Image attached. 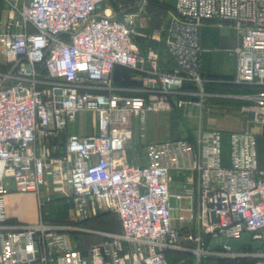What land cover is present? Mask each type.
Wrapping results in <instances>:
<instances>
[{
  "label": "built area",
  "instance_id": "obj_1",
  "mask_svg": "<svg viewBox=\"0 0 264 264\" xmlns=\"http://www.w3.org/2000/svg\"><path fill=\"white\" fill-rule=\"evenodd\" d=\"M107 1L7 0L11 14L0 34L9 67L0 79V264H171L167 253L190 243L197 245L199 258H253L264 264V249L234 254L204 247L207 237L239 239L245 232L264 243L257 133L231 135L228 163L222 133L202 128L196 145L186 137L148 143L146 166L129 163L126 154L133 117L144 123L149 113L184 110L192 116L191 109L203 107L208 94L201 33L208 22L234 30L233 81L255 89L244 111L264 128V0H175L165 39L175 63L170 72L163 70L159 50H143L140 40L149 37L134 17L104 7ZM118 66L140 75L145 95L117 93ZM82 113L96 114L98 133L69 132ZM187 168L196 177L193 187L173 194L171 172ZM49 181L72 204V221L113 213L121 231L99 232L103 240L84 254L71 246V227L42 218L4 225L7 195L41 200ZM173 198L189 202L179 209L190 211L180 217L193 223L190 230L174 226Z\"/></svg>",
  "mask_w": 264,
  "mask_h": 264
},
{
  "label": "crops",
  "instance_id": "obj_2",
  "mask_svg": "<svg viewBox=\"0 0 264 264\" xmlns=\"http://www.w3.org/2000/svg\"><path fill=\"white\" fill-rule=\"evenodd\" d=\"M106 7L109 8L107 5ZM120 10L124 14L133 16L135 25L142 33L148 35L149 38L143 39L145 41L144 50L147 51L150 47L158 49L163 55V70L167 72L172 71L175 67V63L165 46V39L169 21L175 11V0H149L147 2L144 0H124L119 7V11ZM10 14L11 11L7 0H0V34L5 32ZM166 18L168 22L164 25ZM159 31H164V38L161 39ZM162 40L164 42H162ZM201 45V73L207 81L206 91L208 94L203 107L191 109L192 116L188 115L184 110H177L176 112L165 114L149 113L144 123L140 121L139 117H133L131 121L132 136L128 143L126 153L129 163L146 166L148 164L146 145L150 142L162 141L166 138L173 139V135L175 134L181 136L185 135L184 137L188 138L196 145L199 130L201 128L204 130H218L223 135L224 151H226L224 141L225 134H230L228 140L230 153V138L233 133L242 131L257 133L256 130L258 127L251 122V116L244 111V108L251 104L247 96L253 94L255 89L247 85H237L233 81L237 71V58L232 53L237 47V37L234 30L227 24L208 22L202 28ZM164 54H167V58H165ZM0 57H3V59L0 60V65H5V58L1 45ZM130 72V74H125L120 71L116 76L114 85L118 89L117 93L122 96L131 97L145 95L144 92H142L143 84L140 75L133 70ZM181 112L186 114V118H193L191 120L192 126L197 125V127H194L191 134H183L184 132L178 127L177 123L167 117V115H175ZM93 118L94 122L90 123V114H80L77 122L70 126L69 132L77 133L81 136L98 133V121L95 113H93ZM87 120L88 125L86 124ZM187 122L186 125L191 126ZM175 126H177L176 130ZM229 156L230 154L227 156L226 162L229 161ZM225 157L224 152V159ZM261 165H264V160ZM195 181V174L189 168L181 171H172L170 175L171 191L173 194L184 193L186 189L193 187ZM54 186L55 185L49 181L44 195L48 197L49 193H53V197L62 198L53 191ZM36 197L37 196L33 194L21 193L7 195L3 202L7 220L9 214V216H17L19 221L24 223L19 225L38 223L40 219H38ZM21 201H26L30 204L28 207L30 216L27 218H20L18 212H16L14 208L16 203ZM179 205H181L182 208L190 206L187 199L179 201L173 198V224L177 228L190 230L193 223L188 220H180L181 216L189 217L190 211L184 209L180 210ZM7 220L4 225L19 226L18 224H13L10 219ZM120 231L121 225L115 233ZM72 248L74 247L72 246ZM74 249L86 254L88 248ZM244 259L247 258H240V260Z\"/></svg>",
  "mask_w": 264,
  "mask_h": 264
},
{
  "label": "rangeland",
  "instance_id": "obj_3",
  "mask_svg": "<svg viewBox=\"0 0 264 264\" xmlns=\"http://www.w3.org/2000/svg\"><path fill=\"white\" fill-rule=\"evenodd\" d=\"M110 3L107 2V6L110 7ZM168 22V19L166 18L164 21V25ZM159 35L161 36V39L164 38V31H159ZM162 42H164L162 40ZM165 58H167V54H164ZM3 59V57H0V60ZM9 67H7L4 64L0 65V79L1 75L8 72ZM114 83V82H113ZM186 114L181 112L175 115H167L168 118L175 121L182 129V131L188 134L192 133V130H194V127L192 126L191 120L186 118ZM189 122H187V121ZM90 123L94 122L93 114H90ZM186 122L189 123L191 126L186 125ZM86 124L88 125V120L86 121ZM177 126H175V130ZM179 129V128H178ZM179 131V130H178ZM257 134L259 135L257 137V153L259 157V161L262 163L264 160V128H257ZM185 135L181 136L178 134L173 135V138L176 137H184ZM230 134H225V146L229 149L228 146V140H229ZM163 140H169L168 138ZM44 197L43 199L39 200V198L36 197L37 201V207H38V219H44L49 224L57 225L60 227H71L72 229L67 230L69 237L71 239V244L74 248L77 249H86L90 246L100 243L103 239L101 235H99V232L106 231V232H116L118 231L119 225L118 220L115 214L113 213H102L98 216L89 219L84 222H76L72 221L70 212L72 207V204L68 203L63 198H55V197ZM29 202L21 201L19 203H16L14 206L16 212H18V215L20 218H27L30 216L29 213ZM8 220L10 219L13 224H24L19 221L17 216H9L8 214ZM7 220V221H8ZM191 245H194L193 247ZM197 245L195 243L188 244V248L184 251H178V253H174L170 259L172 264H260V260L256 261L255 259H244L240 260V258L233 259L226 256H218V255H204L202 258H199L197 253L195 252L197 250Z\"/></svg>",
  "mask_w": 264,
  "mask_h": 264
},
{
  "label": "water",
  "instance_id": "obj_4",
  "mask_svg": "<svg viewBox=\"0 0 264 264\" xmlns=\"http://www.w3.org/2000/svg\"><path fill=\"white\" fill-rule=\"evenodd\" d=\"M61 134L64 135L65 130H62ZM247 248L253 251H261L264 249V243L261 240L254 239L251 233L245 232L239 239H229L225 237L213 238L210 240L208 246L210 252L225 249L234 254H238Z\"/></svg>",
  "mask_w": 264,
  "mask_h": 264
},
{
  "label": "trees",
  "instance_id": "obj_5",
  "mask_svg": "<svg viewBox=\"0 0 264 264\" xmlns=\"http://www.w3.org/2000/svg\"><path fill=\"white\" fill-rule=\"evenodd\" d=\"M124 0H108L107 2H109L111 5V7H113V9L115 10V11H119V7H120V5L122 4V2H123ZM107 4V3H106ZM106 4L104 5V7L106 6ZM140 42H141V45H142V47H143V50H144V43H145V41L143 40V39H141L140 40ZM156 49V48H155ZM158 50V49H157ZM145 51V50H144ZM120 71H122L123 73H128V74H130L131 72L130 71H132V70H130V69H128V68H125V67H122V66H118L117 68H116V70H115V72H114V77H113V79H114V84H115V79H116V76L118 75V73H120ZM225 152V162H226V158H227V156L229 155V149L228 148H226V151H224ZM227 163H228V161H227ZM117 217V216H116ZM117 220H118V225L120 226V222H119V219H118V217H117ZM87 222V221H86ZM209 242H210V237H207L206 238V241H205V245H204V247L206 248V249H208V246H209ZM192 247L194 246V245H191ZM225 249H219L218 251H224ZM245 250H251L252 251V249H250V248H247V249H245ZM174 253H178V251H169L168 253H167V256H168V259H169V261H170V263L172 264V262H171V259H170V257L174 254ZM256 261H258L257 259H255Z\"/></svg>",
  "mask_w": 264,
  "mask_h": 264
}]
</instances>
